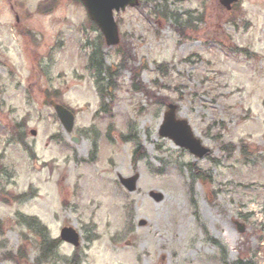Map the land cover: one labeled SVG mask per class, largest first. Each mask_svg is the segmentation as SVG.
Here are the masks:
<instances>
[{
	"label": "rangeland",
	"instance_id": "1",
	"mask_svg": "<svg viewBox=\"0 0 264 264\" xmlns=\"http://www.w3.org/2000/svg\"><path fill=\"white\" fill-rule=\"evenodd\" d=\"M43 1L0 0V264H264V0L117 13L102 99L99 29L75 0ZM51 101L75 111L72 136ZM170 103L208 156L160 135ZM136 174L129 192L118 176ZM65 226L80 247L44 256L40 231Z\"/></svg>",
	"mask_w": 264,
	"mask_h": 264
},
{
	"label": "water",
	"instance_id": "2",
	"mask_svg": "<svg viewBox=\"0 0 264 264\" xmlns=\"http://www.w3.org/2000/svg\"><path fill=\"white\" fill-rule=\"evenodd\" d=\"M88 9L90 18L98 25L105 36L106 43L109 46L118 45L120 42L119 27L115 21L114 11L117 12L125 10L127 6H136L139 0H81ZM240 0H222V4L229 10L233 3ZM57 112L58 117L67 133L72 134L75 125L74 114L62 106L61 104L51 103ZM177 105L169 104L168 110L165 113L163 124L160 128V134L173 140L178 146L188 149L192 154L199 158H203L210 152V149L205 147L202 141L195 136V133L189 122L184 119L177 118ZM35 134V132H34ZM78 142V139L74 138ZM139 175L130 178H123L120 176L121 182L133 192L137 188V181ZM152 197L159 201L163 199L161 193H152ZM243 231V229H242ZM63 240L78 246L80 236L73 228H64L61 234Z\"/></svg>",
	"mask_w": 264,
	"mask_h": 264
},
{
	"label": "trees",
	"instance_id": "3",
	"mask_svg": "<svg viewBox=\"0 0 264 264\" xmlns=\"http://www.w3.org/2000/svg\"><path fill=\"white\" fill-rule=\"evenodd\" d=\"M164 10L167 11L166 9H164ZM158 12H160V14L162 13V11H157V14H158ZM162 15L165 18L169 17L168 14L165 15L164 13H162ZM103 39L104 38L102 37V35H99L97 37V39L93 42L92 45H90V43L88 45V46L92 47V51L89 55L88 68L91 71V73L96 77V82H97V86L99 88L101 98L102 97L104 98V96H105L104 91H103V86L102 87L100 86V83L103 79L102 75H105L104 74L105 72H108V73L110 72V68H108L104 62V57H103L104 55L101 53L102 49H100L101 45L104 44ZM103 109H105V106L103 107ZM21 141H23V140H21ZM139 151H140V148L135 153L136 157H139L138 156ZM28 224L31 227L36 226L35 221L33 219L30 220V222ZM40 233L44 239V242H43V246H44L43 254H44V256H46V255H48L54 251L56 252V249L59 246L60 241L59 240L51 241L47 238L46 234L43 231H40Z\"/></svg>",
	"mask_w": 264,
	"mask_h": 264
}]
</instances>
